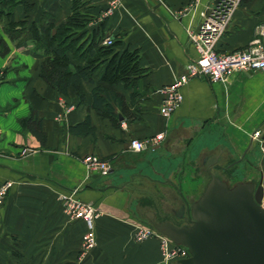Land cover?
Instances as JSON below:
<instances>
[{"label": "crops", "instance_id": "0c3cea01", "mask_svg": "<svg viewBox=\"0 0 264 264\" xmlns=\"http://www.w3.org/2000/svg\"><path fill=\"white\" fill-rule=\"evenodd\" d=\"M30 1L29 10L22 3L13 7L15 20L28 26L46 17L55 32L73 17L77 46L108 45L109 38L114 53L136 52L141 71L128 81L106 82L101 63L93 81L61 92L39 76L46 54L29 38L11 40L4 31L10 18L0 17V186L11 182L0 205V264H179L165 259L159 236L137 241L136 226L152 227L150 212L157 221L180 218L175 211L202 191L210 170L234 163L242 172V158L252 168L262 165L251 136L259 131L264 137V73L232 71L219 82L192 77L181 86L180 106L165 118L158 109L161 89L196 58L188 31L216 0ZM256 39L264 48V0H241L216 50L232 52ZM78 57L69 53L72 66L83 63ZM95 88L116 118L97 112ZM31 111L43 143L24 123ZM86 118L91 131L70 129ZM161 131L164 138L154 148L129 146L132 138ZM91 154L109 163L107 175L87 174L84 158ZM72 190L73 198L97 211L96 244L88 250L81 244L84 220L62 198ZM155 205L172 208L159 213Z\"/></svg>", "mask_w": 264, "mask_h": 264}, {"label": "water", "instance_id": "95a60500", "mask_svg": "<svg viewBox=\"0 0 264 264\" xmlns=\"http://www.w3.org/2000/svg\"><path fill=\"white\" fill-rule=\"evenodd\" d=\"M209 173L202 191L180 209L182 217L186 207V222L157 221L150 212L152 228L188 250L179 264H264L263 176L255 184Z\"/></svg>", "mask_w": 264, "mask_h": 264}, {"label": "built area", "instance_id": "2783aa9c", "mask_svg": "<svg viewBox=\"0 0 264 264\" xmlns=\"http://www.w3.org/2000/svg\"><path fill=\"white\" fill-rule=\"evenodd\" d=\"M241 0H216L211 6L200 12V21L196 27L188 31L189 40L194 45L197 56L185 65L184 71L173 81L162 87V98L159 104V113L168 118L180 106L183 95L181 86L190 78L197 76L207 77L211 82L225 80L232 71L260 70L264 73V48L258 39L253 40L245 48L232 52H218L216 43L219 36L225 29L232 12ZM111 39L105 40L110 44ZM164 138V132H159L144 139L132 138L130 147L133 150H142L147 147L154 148ZM252 139L257 140L259 149L264 155V137L259 131L252 133ZM87 174L98 172L100 175H107L109 163L95 154L84 158ZM11 182L7 181L0 186V203L3 200ZM74 190L68 195H62L67 200V208L76 216H81L84 220L85 231L81 236V244L85 250L91 249L96 244L94 233V222L97 217L96 208L87 202L73 198ZM156 235L160 238V247L166 260H177L189 255L188 250L173 243L169 238L155 231L150 226L137 225L135 239L142 241L145 238Z\"/></svg>", "mask_w": 264, "mask_h": 264}, {"label": "trees", "instance_id": "16d2710c", "mask_svg": "<svg viewBox=\"0 0 264 264\" xmlns=\"http://www.w3.org/2000/svg\"><path fill=\"white\" fill-rule=\"evenodd\" d=\"M17 3H22L25 10H29L33 5L30 0H0V17L10 18L4 26V31L11 40H18L17 43H20L24 37L31 39L35 50L46 54L40 65L39 76L50 87L65 92L69 84L78 86L83 79L93 81L92 71L101 63L106 64L100 79L106 82H115L123 78L128 81L133 73L141 71L134 51L123 50L120 53H114L113 43L108 45L89 44L88 46L80 44L77 46L71 40L70 24L74 20L73 17L68 18L66 23L59 26L55 32H52L53 24L46 17H41L25 26V20H15L13 17V7ZM0 42L5 44L1 38ZM7 49L8 47L4 45L2 53ZM69 53L79 56L78 58L83 63L72 66L69 61ZM106 56H109V58L105 59ZM99 89L95 88L94 90L93 105L95 109L100 114L109 113L112 115L111 117L116 118L117 116L114 114L111 104L98 92ZM24 123L43 143L45 135L41 129L40 121L36 119L33 111H31L29 117L24 119ZM88 124V118H86L70 129L82 132L91 131L92 127L86 129ZM225 172L232 174L236 171L226 170Z\"/></svg>", "mask_w": 264, "mask_h": 264}, {"label": "rangeland", "instance_id": "374dc122", "mask_svg": "<svg viewBox=\"0 0 264 264\" xmlns=\"http://www.w3.org/2000/svg\"><path fill=\"white\" fill-rule=\"evenodd\" d=\"M259 152L261 153L260 149H259ZM260 156L261 155L256 154V159L254 160V162L257 161V159L259 160L260 159ZM262 156H263V161H264V155H262ZM246 159L247 158H242L241 159L242 160L241 163H243V165H244L243 167L241 166V169H243L242 172H237L236 171L235 173H232V174H228V172H225L226 170L227 171H230V170L232 171L234 169L237 170L238 168H236V167H238V166H236V167L233 168V166L235 165L234 163H232L233 165L231 164L232 166L225 165V166L219 168V170H217V171L223 177H229L231 181H235V182L238 181V180H241V179H246L248 176H250V177L253 176V177H255V179L258 180L259 176L262 175L263 176L262 185H263V188H264V162L262 163V165L260 167L257 166V168H252V167H250V166H248L246 164ZM206 177H207V181H208V179L210 177V173L209 172H207ZM187 180H188V178H185L183 180V183L185 184L187 182ZM5 195H4L3 199L5 198ZM2 202H3V200H2ZM2 202L0 203V205L2 204ZM262 205L264 206V194H263V198H262ZM154 208L156 210H158V212L160 211L159 213H161V212H164V211H167V210L170 211V208H172V207L169 206V205H155ZM165 214L166 213H163L162 215L164 216Z\"/></svg>", "mask_w": 264, "mask_h": 264}, {"label": "flooded vegetation", "instance_id": "af4514ba", "mask_svg": "<svg viewBox=\"0 0 264 264\" xmlns=\"http://www.w3.org/2000/svg\"><path fill=\"white\" fill-rule=\"evenodd\" d=\"M259 179H260V176H259L258 180L255 179V177H253V176L252 177L248 176L246 178V180H253L255 182V184H257L259 182ZM184 206H186V205H184ZM185 209H186V207H185ZM179 214H181V211L180 210H177L174 213V215L177 216V217H179L178 216ZM188 219H189V216L187 214V210H185V213H183L182 217H180V218H174V219H171V220L174 221L175 223L181 224V223L186 222Z\"/></svg>", "mask_w": 264, "mask_h": 264}]
</instances>
